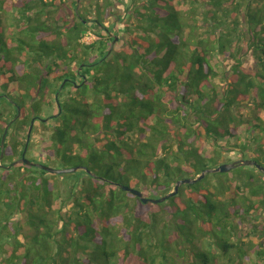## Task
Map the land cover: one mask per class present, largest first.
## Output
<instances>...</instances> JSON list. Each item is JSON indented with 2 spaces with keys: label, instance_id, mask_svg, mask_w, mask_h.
<instances>
[{
  "label": "trees",
  "instance_id": "obj_1",
  "mask_svg": "<svg viewBox=\"0 0 264 264\" xmlns=\"http://www.w3.org/2000/svg\"><path fill=\"white\" fill-rule=\"evenodd\" d=\"M65 1L0 0V141L8 126L1 163L21 158L30 120L52 94L58 109L33 127L51 122L53 155L94 176L68 174L76 180L63 211L62 201L54 207L51 174L23 164L0 169V264H155L179 245L192 264H216L215 246L227 264H246L238 233L264 210L263 175L245 166L254 171L229 192L196 184L224 152L264 167V0H132L119 45L103 25L111 0ZM9 11L23 19V37L4 35ZM87 34L98 39L88 44ZM202 173L156 205L119 187L159 198ZM21 216L31 232L22 238ZM247 235L264 239V223Z\"/></svg>",
  "mask_w": 264,
  "mask_h": 264
},
{
  "label": "rangeland",
  "instance_id": "obj_2",
  "mask_svg": "<svg viewBox=\"0 0 264 264\" xmlns=\"http://www.w3.org/2000/svg\"><path fill=\"white\" fill-rule=\"evenodd\" d=\"M72 1L73 0H66L65 3L71 5ZM81 1L82 0H78L79 3ZM111 4H112V6L109 8V14L107 17H105L103 25H104L105 29L109 30L112 33V36L114 38L115 37L117 38V40L116 41L113 40L111 42V44L112 45H116V44L119 45L120 40L124 38V29L125 28H124L123 20L125 22V19H127L126 10L129 9L130 5L132 4V0H111ZM89 11L91 12L90 8H89ZM52 16L54 17L55 14H52ZM89 18H90V16H89ZM23 23H24L23 19L19 18V15H17L16 12H14V11H9L8 13L3 14L1 17V26L5 30V34H4L5 36L11 35L14 38L15 37H23L20 35L21 31L19 30V29H22ZM12 28L14 29L13 31L11 30ZM9 30L12 31L11 34L9 33ZM103 32L106 33V31H103ZM97 39H98L97 36L87 34L83 38V41L89 44L92 41H95ZM240 54L243 57L242 59H243L244 67H246V68L251 67L253 65V61L251 59V56L248 54V52H245V50H242L240 52ZM231 63H233L232 60H227V61L222 63V65H221L222 67H220V68L227 70L228 66ZM220 73H222V72L220 71ZM221 81L222 80H218V79L213 80V82L217 86V89L219 92L222 91V85L220 83ZM49 88H50V86H49ZM50 90H51V88H50ZM10 92L12 93L14 91L11 90ZM68 92H71L70 88H67L64 91L63 98L68 97L70 95V93H68ZM13 94H16V93H13ZM51 96H52V94H49V97H48V99L50 100V102H49L50 107L45 106V105L42 106V111H41L39 117H46L50 112H55L56 105H54L55 107L53 106L52 101H51V99H52ZM8 102H10L11 104H14V102L11 101L10 99H8ZM27 103H28V101L25 102L26 107H28ZM8 109L11 110L10 108H8ZM26 112H27V108H26ZM248 112L249 111L246 110L245 108L241 111V113L244 114L245 116L247 115ZM5 113L7 114L9 112L6 111ZM258 117L260 119H262L261 113H258ZM52 127H53V124L51 122H48L45 125L44 124L42 125L39 123L35 124V127H33V135H32V141H31L30 147L27 149V151L25 153L26 159H28L34 163L43 164V165H45L49 168H53V169L73 168L74 163L62 162L61 160L57 159L53 155V150H52L53 146L51 145V141H50ZM22 135H23V132L20 133V135H19L20 138L22 137ZM257 135H258V133H257ZM239 159H250V158L248 155H246L245 158H243L238 152H224L221 154L220 162H221V164L222 163H231V162L239 160ZM221 164H219V165H221ZM0 165L2 166V167H0V169H5V167L8 166V165L7 166L3 165L1 163V161H0ZM243 168L244 167H242V168L238 167V168L231 170L228 173H211V174L207 175L204 179L200 180L196 184V187L201 189V190H206L210 193H212L213 191H217L218 189H222L225 192H229L231 189H233L232 186H235L237 184V182H240L239 176H241L246 171H249V172L254 171L253 169H243ZM0 174H1V171H0ZM45 178L50 183H52L54 186V198L55 197L59 198V199L55 198L56 202L54 203V207L56 208L57 206H59L61 204V201H62V202H64L63 211L68 210V208L71 206V197L69 196V194H70V192H72L71 188L74 185L76 177L69 176L68 174L67 175H53V174L48 175V174H46ZM258 182L264 183V179H263V181L259 180ZM134 189H137V188H134ZM149 199H157V198L149 197ZM256 216L258 218V219H256L257 221L255 220ZM255 217L252 216L249 219V223L244 224L241 231L238 233V238H239V240H241L243 242L242 248L245 251L246 256H247L244 259L246 264H264V246H262V245H264V239H256L254 236H251V235L248 236L247 235L251 231L252 225H259L261 223H264V210L257 211V213L255 214ZM15 219L19 220L20 225L22 227V230H21L22 233L20 235V238L23 237V233L30 236L31 232L28 231L27 227L24 225V222H23L24 219L22 218V216L20 218H15ZM15 219H14V221H15ZM120 227H121V224H118V228H120ZM181 230H182V228H181ZM177 233H179V232H177ZM251 238H252L253 243H250ZM194 244L196 245V247L198 246L199 249L202 248L200 241H195ZM250 245H251V247H250ZM181 247H182V245H179V249H178V247L176 248L177 252H173L170 255V257H166V259H165L166 261L156 259L155 264H160V263L161 264H192L193 260H197V259H192V256L190 255L189 252H187L188 258L186 257L187 255L185 257H183L184 253L180 249ZM184 247H186V246H184ZM234 251L235 250L232 249L230 256L233 257ZM262 251H263L262 255H257V252H262ZM221 252H222L221 248H218L217 246H215L214 256H215L216 264H227L228 260H227V258H225L221 254Z\"/></svg>",
  "mask_w": 264,
  "mask_h": 264
},
{
  "label": "water",
  "instance_id": "obj_3",
  "mask_svg": "<svg viewBox=\"0 0 264 264\" xmlns=\"http://www.w3.org/2000/svg\"><path fill=\"white\" fill-rule=\"evenodd\" d=\"M114 40L116 41L117 38L115 37ZM15 109H16L17 113H16V117L14 118V120H16L20 116V107L17 106ZM32 128H33V120H31L30 126H29L28 131H27L25 147H24V151L22 153L21 158L17 159L16 161H13L10 165L5 167V169H10L11 167L16 166L18 164H23L25 166L34 167V168H37L41 171H44L46 173L53 174V175H67V174H74L78 171H84L87 174L94 176L88 170H86V168H84V167H73V168H67V169H53V168H49L43 164L34 163V162H31L30 160L26 159L25 151H26V148L28 146V142L30 140ZM7 129H8V126L5 128L4 133L1 137V141H0V161L3 157L4 140H5V135H6ZM245 166L255 167L259 172H261V174L263 175V178H264V167L261 166L260 164H258L256 161L250 160V159H239V160L233 161L231 163H222L221 165H219L215 169L209 170L207 172H209V173H228L235 168L245 167ZM0 167H2V166L0 165ZM204 173H202L200 176H198L196 179H193V180H190V179L179 180L178 182H176L173 190L170 193L163 195L157 199H149L148 197H145L144 194L140 190L131 188L129 186L121 185L119 187L122 191H124L126 193H130L131 195L136 197L140 201V203L143 205H145L147 203H150L152 205H156V204L164 203L168 199L176 196L179 186L184 185V184H192V183L196 182L197 180H199L203 177Z\"/></svg>",
  "mask_w": 264,
  "mask_h": 264
},
{
  "label": "flooded vegetation",
  "instance_id": "obj_4",
  "mask_svg": "<svg viewBox=\"0 0 264 264\" xmlns=\"http://www.w3.org/2000/svg\"><path fill=\"white\" fill-rule=\"evenodd\" d=\"M109 34H110V36H112V33L111 32H109ZM111 38H113V36L111 37ZM81 68L82 67H77V69H76V71H77V76L78 77H80L81 76ZM66 81H68L69 83H73L72 85H73V87H78L77 85H76V82H75V80L73 81V80H71V79H66ZM66 90V89H65ZM65 90H62V89H60L59 90V92L60 93H62V92H64ZM57 95L58 94H55L54 95V98H55V100H57ZM56 106H57V104H56ZM17 106L15 105V108H16ZM57 109H58V106H57ZM16 110V109H15ZM47 118H45V119H42V118H40V117H37V119L36 120H34V118L33 119H31V120H33V126H34V121H38V122H40V123H45L47 120H46ZM31 120H30V123H31ZM26 153V152H25Z\"/></svg>",
  "mask_w": 264,
  "mask_h": 264
}]
</instances>
